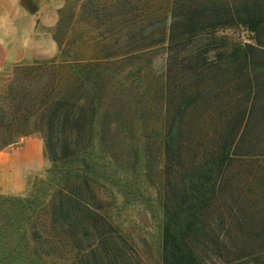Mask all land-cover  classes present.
<instances>
[{
	"label": "trees",
	"instance_id": "1",
	"mask_svg": "<svg viewBox=\"0 0 264 264\" xmlns=\"http://www.w3.org/2000/svg\"><path fill=\"white\" fill-rule=\"evenodd\" d=\"M117 3V25H104L93 50L80 36L61 40L59 57L41 65L51 79L39 105L48 198L9 210L30 214L26 258L61 260L48 249L58 243L83 264H150L153 250L157 264H264V185L253 184L262 177L239 172L256 157L241 145L264 121V0ZM238 23L256 46L214 45ZM160 52L165 68L148 82L135 62ZM131 203L158 221L150 248L120 221Z\"/></svg>",
	"mask_w": 264,
	"mask_h": 264
},
{
	"label": "rangeland",
	"instance_id": "2",
	"mask_svg": "<svg viewBox=\"0 0 264 264\" xmlns=\"http://www.w3.org/2000/svg\"><path fill=\"white\" fill-rule=\"evenodd\" d=\"M34 2V0H32ZM37 1V0H35ZM39 1V0H38ZM125 1V0H124ZM162 1V0H159ZM129 6L130 9L136 7L132 16L139 23L137 25H145V16L143 17V3ZM240 5L241 0H235ZM117 0H75V14L71 25H60L59 36L66 44L73 38L80 36L83 42H87L88 51L93 50L99 34L104 29V25H117L119 15L117 13ZM66 14V13H65ZM64 14V15H65ZM67 17V14L65 15ZM99 29V30H98ZM100 31V32H98ZM104 33V32H103ZM91 39L92 42H89ZM256 35L251 33L243 23L234 24L231 27L221 29L213 40L215 46L218 47H235L237 45H257ZM264 43V35L260 38ZM87 49V46H85ZM71 51V50H70ZM74 54V51H73ZM57 55L56 58L59 57ZM166 56L164 52H160L151 58L139 60L135 64H139L151 82L162 73L165 68ZM38 62V63H36ZM19 63L12 69H9L0 75V152L7 153L9 149H15L21 146L27 140L40 139L45 147L44 123L40 116L42 110L39 109L41 101H46L47 91L51 85L50 76L45 73V68L41 66L45 61ZM145 78V76H144ZM65 84L61 83L58 88L65 89ZM213 124L212 131L215 125ZM218 132L214 135L218 136ZM252 141V145L250 142ZM241 149L247 153L249 150L254 151L256 157L251 165L242 164L239 172L243 175L245 182L251 178L254 173H258L262 177L261 181L253 183L255 186L264 185V121L259 118L256 125L246 135ZM45 161L39 160L34 169H26L21 167L13 170L6 166L0 172V258L4 259L0 264H41L38 260L31 262L30 258H26L28 251L21 244L22 229L28 230V211L21 215L17 214L21 208L17 209V213L13 214L9 210L20 201L28 198L40 196L39 202H46L48 194L41 191L48 178V171L51 162L48 159L45 147ZM33 168V167H32ZM39 194V195H37ZM121 206L120 221L123 222L128 233L142 242L150 245L153 238L158 236V221L152 217V214L145 210L137 203ZM113 209V212H117ZM19 217L20 220L16 219ZM7 229L6 233L3 232ZM28 236V235H27ZM47 249V246H43ZM49 250L56 251L62 259L50 258L49 264H83L74 259L76 252L71 246H60L54 244ZM74 251V252H73ZM14 254V256H12ZM16 254H19L17 256ZM11 255V256H10ZM5 257H9L6 259ZM150 264H157V257L153 250L151 256H146Z\"/></svg>",
	"mask_w": 264,
	"mask_h": 264
},
{
	"label": "crops",
	"instance_id": "3",
	"mask_svg": "<svg viewBox=\"0 0 264 264\" xmlns=\"http://www.w3.org/2000/svg\"><path fill=\"white\" fill-rule=\"evenodd\" d=\"M74 2L0 0V75L19 63L54 60L61 41L58 30L60 25H71ZM41 159H46L43 142L30 139L7 153L0 152V172L6 166L13 173L21 167L34 169Z\"/></svg>",
	"mask_w": 264,
	"mask_h": 264
}]
</instances>
